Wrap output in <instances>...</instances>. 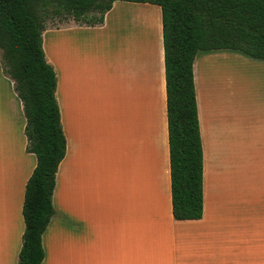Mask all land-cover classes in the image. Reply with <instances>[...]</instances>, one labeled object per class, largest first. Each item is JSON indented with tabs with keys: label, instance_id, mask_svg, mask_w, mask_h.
I'll use <instances>...</instances> for the list:
<instances>
[{
	"label": "crops",
	"instance_id": "obj_1",
	"mask_svg": "<svg viewBox=\"0 0 264 264\" xmlns=\"http://www.w3.org/2000/svg\"><path fill=\"white\" fill-rule=\"evenodd\" d=\"M66 34L68 51L54 44L52 56L48 36ZM43 48L57 73L67 151L42 264H264V60L232 50L197 55L204 207L201 219L179 221L161 7L116 1L100 26L46 29ZM9 86L0 110V264H18L37 164Z\"/></svg>",
	"mask_w": 264,
	"mask_h": 264
},
{
	"label": "trees",
	"instance_id": "obj_2",
	"mask_svg": "<svg viewBox=\"0 0 264 264\" xmlns=\"http://www.w3.org/2000/svg\"><path fill=\"white\" fill-rule=\"evenodd\" d=\"M162 10L173 216H203V149L193 65L200 52L232 50L264 60V0H0V50L26 118V151L37 164L24 194L25 231L18 264H42L43 235L55 217L57 172L67 151L57 101V73L43 32L49 16L80 26L104 23L114 2Z\"/></svg>",
	"mask_w": 264,
	"mask_h": 264
},
{
	"label": "rangeland",
	"instance_id": "obj_3",
	"mask_svg": "<svg viewBox=\"0 0 264 264\" xmlns=\"http://www.w3.org/2000/svg\"><path fill=\"white\" fill-rule=\"evenodd\" d=\"M76 24L69 16H66V15H59V16H49L47 19H46V27L47 29L50 28V29H54V28H63V27H67L69 25H74ZM77 26H80L78 24H76ZM80 27H88V26H80ZM66 36L68 37L67 39L63 37L62 38H54L53 35L52 36H48L47 38V48H48V52L53 56L54 55V44L57 45H63L65 47V50L68 51L69 49V45L71 43V35H68L66 34ZM83 43H84V40H82ZM0 59H2V51L0 50ZM0 69H1V75H5L4 72H3V68H2V63L0 61ZM0 75V110H5V103L6 101L8 100L9 102V99H10V80L9 82H6L8 84V86H5L2 87V76ZM5 77H7L5 75ZM8 78V77H7ZM9 79V78H8ZM5 83V82H4ZM6 87V88H5ZM8 108H9V105H8ZM8 113H9V110H8ZM16 115L14 117V122H15V127L16 129L19 128L20 126V122L18 120H16ZM63 127V125H62ZM16 138L17 140H19V137H18V134H16ZM18 145V144H17ZM17 145H16V148H17ZM19 147V145H18ZM1 148V147H0Z\"/></svg>",
	"mask_w": 264,
	"mask_h": 264
}]
</instances>
